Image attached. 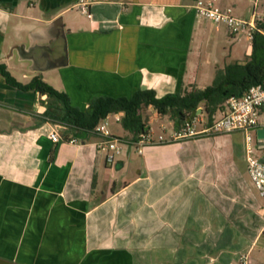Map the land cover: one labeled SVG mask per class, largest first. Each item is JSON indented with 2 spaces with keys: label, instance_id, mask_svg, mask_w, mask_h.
Instances as JSON below:
<instances>
[{
  "label": "crops",
  "instance_id": "0c3cea01",
  "mask_svg": "<svg viewBox=\"0 0 264 264\" xmlns=\"http://www.w3.org/2000/svg\"><path fill=\"white\" fill-rule=\"evenodd\" d=\"M79 1L0 0V65L17 82L39 76L85 110L96 95L203 89L245 62L235 59L240 37L196 19L194 0H85L91 18ZM215 1L237 14L236 0ZM47 103L0 76V264H264V199L242 134L140 152L125 140L109 165L97 135L53 143L65 127L40 122ZM145 111L151 133L173 131L168 115Z\"/></svg>",
  "mask_w": 264,
  "mask_h": 264
},
{
  "label": "trees",
  "instance_id": "16d2710c",
  "mask_svg": "<svg viewBox=\"0 0 264 264\" xmlns=\"http://www.w3.org/2000/svg\"><path fill=\"white\" fill-rule=\"evenodd\" d=\"M264 29V20L257 22ZM251 53L243 64L232 63L223 69H218L212 83L198 89L192 87L176 93L166 94L157 98L153 90H137L130 97L93 96L87 108L81 110L72 106L69 97L42 81L39 76L27 84L17 82L0 65V76L7 85L23 92L32 91L45 95L47 107L40 116V122H50L65 127L62 140L80 139L85 141L95 136V127L107 116L123 113L120 120L122 128L131 134V141L136 142L148 127L142 111L153 108L159 115H168L174 122V128H179L186 116L194 115L203 108L208 122L221 104L232 95H240L249 87L264 82V36L254 33L250 43Z\"/></svg>",
  "mask_w": 264,
  "mask_h": 264
},
{
  "label": "built area",
  "instance_id": "2783aa9c",
  "mask_svg": "<svg viewBox=\"0 0 264 264\" xmlns=\"http://www.w3.org/2000/svg\"><path fill=\"white\" fill-rule=\"evenodd\" d=\"M257 2L258 0H254L248 17L236 16L231 7H222L215 0H194L192 10L196 19L223 26L231 36H242L251 43L254 33L264 36V29L257 25L258 21L264 20L260 18L256 10ZM77 8L81 14L91 18L88 2L80 0ZM119 115L120 113L112 114V117L119 121ZM108 118V116L104 118L95 127L94 133L101 138L97 144L98 150L104 152L106 163L112 165L128 142L111 136L107 129ZM260 130L263 131V137L258 134ZM161 131V134H153L148 128L136 142L131 143L140 152V148L147 145L233 133L242 134L248 177L258 195L264 199V82L249 87L240 95L228 97L221 104L217 114H214L211 122H208L207 116L200 111L199 114L186 116L180 127L174 128L169 134L163 135L165 131ZM48 137L53 143H59L62 140L55 131H51ZM68 142L74 143L75 140L71 139ZM262 234L264 235V228ZM239 264H248L246 255L239 257Z\"/></svg>",
  "mask_w": 264,
  "mask_h": 264
},
{
  "label": "rangeland",
  "instance_id": "374dc122",
  "mask_svg": "<svg viewBox=\"0 0 264 264\" xmlns=\"http://www.w3.org/2000/svg\"><path fill=\"white\" fill-rule=\"evenodd\" d=\"M253 3H254V0H242L240 4H239V1H237V0L234 1L233 5H237V7H238V11H237L236 15H238L240 17H248L251 13L250 10L253 7ZM256 10H257L260 18L264 19V0H258ZM85 17L84 18L81 17L82 20L83 19L85 20ZM249 44H250V42L246 38L240 37V40L234 45V51H236V56L238 55L235 59H243L244 61L247 60V58L245 57V53L247 51ZM150 114H151L150 112L147 113L145 110L142 112V115H143L145 121L149 117ZM164 120L166 122V119H164ZM108 128L112 132H116V129H117L116 133L119 135H123V133H124V131L121 127V124L116 123L114 121L113 117L109 118V127ZM154 128L156 130V133H159V134L162 133L161 127L159 125H156V127L154 126ZM170 130L168 128H166L165 133H163V135L169 134ZM235 138L237 139L238 142L241 141L240 136L236 135ZM124 140L131 141L130 139L128 140L127 138H124ZM262 239H264V237Z\"/></svg>",
  "mask_w": 264,
  "mask_h": 264
},
{
  "label": "water",
  "instance_id": "95a60500",
  "mask_svg": "<svg viewBox=\"0 0 264 264\" xmlns=\"http://www.w3.org/2000/svg\"><path fill=\"white\" fill-rule=\"evenodd\" d=\"M151 110L154 111L153 108H151ZM200 111H201V110H197V114H199ZM154 112H155V111H154ZM157 115H159V114H157ZM159 116H164V115H159ZM258 134H259L260 137H263V131H262V130H260Z\"/></svg>",
  "mask_w": 264,
  "mask_h": 264
}]
</instances>
